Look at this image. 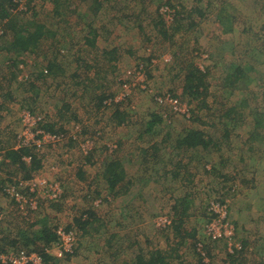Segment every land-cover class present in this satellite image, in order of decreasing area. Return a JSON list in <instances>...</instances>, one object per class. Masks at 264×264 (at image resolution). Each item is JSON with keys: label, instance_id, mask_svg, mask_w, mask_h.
Listing matches in <instances>:
<instances>
[{"label": "rangeland", "instance_id": "obj_1", "mask_svg": "<svg viewBox=\"0 0 264 264\" xmlns=\"http://www.w3.org/2000/svg\"><path fill=\"white\" fill-rule=\"evenodd\" d=\"M70 1L69 7L74 2L79 3L78 0ZM99 1L102 5L101 10L97 14L83 15L82 21L75 14L71 19L72 28H70V22L65 21L66 17L62 18L65 22L61 23L58 17L52 16L54 10L52 0H20V7L23 8L29 4L33 7V11L24 15L19 14L21 16L16 18L17 20L15 18L11 20L14 23L16 21L15 25L21 24L29 21L32 13L35 12L41 23L59 27V37L57 36L56 40L62 42V45L65 46L68 43L78 47L74 48L72 53L79 51L81 46L77 44L81 42L84 25H87L90 29L97 30L100 35L96 49L98 52L113 49L117 51L114 74L103 83L97 79L90 82L70 77L74 83H82L81 81L84 83L73 85L69 81L68 85L61 89H54L53 86L48 90L42 86V89L31 94L32 99H36L35 103L31 102V108L36 110L33 114L45 115L47 120L59 122L60 125L68 127L69 134L74 131L73 127L78 125L74 122L75 120H72L73 116L86 123L91 130L98 126L95 121L99 120L103 129H107L104 137L98 140V163L95 167H85L87 175L94 179L98 171H101L107 153L116 154L125 160L126 181L132 184L129 193L120 197L119 200L112 201L111 204L104 203L105 205L99 209L94 208L96 204L91 205V210L97 212L101 221V226L100 222L95 225L99 228L97 233L91 232V240L78 237L77 241L82 244L81 250L77 251L80 255L75 257L73 262L61 259L57 264H131L139 251L143 253L152 250L165 251L173 239L168 231L164 232L163 229L156 227V221L161 214H171L173 211L171 207L174 205L181 206L182 201L192 196L189 191L195 195L192 196V203L187 209L193 203L200 205L202 200L205 205L210 204L221 196L225 201L223 204L226 209H229L232 203L237 205V208L241 210L238 216L242 218L246 228L244 235L247 237L244 239L248 245L240 254L238 251L232 255L235 256V264H250L251 255L257 256L259 252L261 254L264 252L262 251L264 250V9L261 8V10L258 5L256 6L253 0ZM164 1L180 4L183 7L181 16L183 13L190 15L181 23L183 27L180 31L169 30L171 39H164L163 35L157 31L159 28L156 30L154 27L156 23L158 24L160 17L165 21V17L159 15V7ZM87 3L90 8L91 5L93 7L96 5L95 1ZM205 9H207V17L204 16L198 27H189L192 20L197 21V13ZM195 10H198L197 13ZM46 15L48 17H45ZM225 15L227 21H221L220 19H223ZM224 22L226 27L221 25ZM166 24L169 23L166 22ZM231 24L233 27L237 25V29L232 30ZM242 29H245L246 33H243ZM42 50L43 53L38 54V58L35 54L25 58L26 63L33 65L38 61L41 64L45 56L50 55L47 48L43 47ZM88 51L89 54L80 53V55L91 63L92 60L97 61L100 58L99 53L94 52L93 49ZM69 54H64L62 62H69L70 65L75 57L68 61ZM209 55H212L210 62L207 61ZM6 60L0 59V83L4 86L3 90L8 93L7 97L1 96L0 93V148L3 145H7L8 148L15 146L14 138L15 136L17 138L23 130L21 117L25 111L23 96L20 93L21 87L17 84L11 85L8 81L9 75L7 78L3 76ZM237 61L243 66L252 68L253 71L249 72L252 81L249 84L244 82L237 84V89L233 92L230 88V90H223L222 76ZM192 64L202 71L206 70L205 67L209 64L213 67L208 77L211 96L207 105L211 110L210 113L201 111L199 114L208 113L207 117L202 116L205 119H201L203 123H206V126H202L205 134L212 136L216 143H222L221 150L214 151V157L218 163L216 167L225 180L221 179V176H211L203 172L199 174L201 179L199 176L192 181L190 177L185 179L184 172L187 171L189 175L198 171L205 163V155L200 151L195 153L192 150L185 152L183 149H174L172 141L182 137L183 131L190 126L189 122L184 117L170 113L167 108L159 107L153 98L154 95L171 92L170 94L187 105L190 113L194 112L198 102H189L182 91L184 74L188 66ZM137 66L143 68L146 90H141L138 84H135L129 85L126 92H123L119 87L120 79L124 77L125 72L133 71V68ZM29 72L30 70L26 68L25 75L27 76ZM102 92L111 93L117 98L122 94L127 95V107L118 108V111L126 116L124 124L117 125L109 121V117L115 110L113 107L102 115H100L102 112L96 111L95 100ZM243 100L248 102L245 107H241L240 104ZM220 104L223 105L222 108L236 106L237 112L243 111V119L249 118L246 120L247 123H251L253 121L251 119L255 118L260 120L262 129L260 128L256 138L251 140L250 127L242 126L239 129L236 124L237 128L234 127L235 131L231 130L230 140L225 143L226 140L224 141L221 137L222 131L209 126V123H215L212 122V118L216 116L214 110ZM56 109L64 111L63 120L58 118V114L56 117ZM154 113L158 114L161 120L160 132L154 131V136H139L138 134L142 132L136 127L139 125L144 129L145 122ZM218 115L220 117L222 114ZM101 118H103L102 121ZM230 123L231 119H228L227 128H230ZM165 139L168 142H165ZM78 140L82 138H77L73 145L70 143L67 145L62 141L55 147L46 146L37 151V157L41 160V169L33 173L32 179L35 180L29 184H35L37 187L39 180L47 179L49 181L46 183H50L49 185L58 183L62 196L58 202H49V204L46 199H38L36 209L39 204L42 205L40 212L37 216L30 217L27 222L17 221L12 201L0 198L3 220L6 219L3 228H0V238L29 230V226H32L37 218L51 227L54 225L66 227L70 220L78 215V211L88 206L83 199V192L80 191V184L74 180V176L68 174V172L74 173L86 151L84 144L81 143V145ZM169 141L172 142L171 147L168 144ZM155 143L158 145L161 143L156 156L146 157L148 162H142L140 156L143 150H150ZM106 144L107 148L113 146L117 151L110 153L106 150ZM2 154L0 152V180L10 182L20 179L22 174L19 173L16 179L13 175L17 172L13 171L9 163L7 164L8 161L4 162L5 160L2 159L4 154ZM219 163L222 165L220 166ZM155 168H158V171H155ZM177 169L181 172L179 181L174 180L171 175V171ZM212 186L219 193L217 196L210 195ZM100 195L108 198V188L103 186ZM208 195L213 198L210 199ZM52 204L57 205L54 207V205L51 206ZM227 213H229L227 219H230L232 223L233 212L229 209ZM198 221V218H190L187 221V230L196 228L200 231L201 228H205L200 227ZM36 229L33 228V230ZM235 230L237 239L234 243H237V240L240 241L243 238H240L241 232L236 227ZM189 243L191 240H188L182 250L178 251L180 257L177 260H184L186 264H190L194 259H200L196 257L197 253L189 246ZM222 246L218 245L219 251H210L213 256L210 264H229V259L224 254L231 255L230 251L233 249L228 250V246ZM87 251L88 255L85 254Z\"/></svg>", "mask_w": 264, "mask_h": 264}, {"label": "trees", "instance_id": "obj_2", "mask_svg": "<svg viewBox=\"0 0 264 264\" xmlns=\"http://www.w3.org/2000/svg\"><path fill=\"white\" fill-rule=\"evenodd\" d=\"M17 1H19L18 4L15 3L14 0H0V59H7L6 64L4 65L5 68H3V76H5L4 78H7V75H9L8 78H10L8 81L11 82V85L17 84L19 85V87H21L20 93L23 96L22 98L24 100L23 104L25 107V111H28L30 113H34L36 111L31 108V102L35 103L36 101V99H32L31 94H33V92H37L39 89H42V86L45 89L47 88V90L53 86L54 89H61L65 85H68L69 81L72 82L73 85H78L84 83L83 81L91 82L95 81L96 79L97 81H102L103 83L109 78V76L114 74V64L117 61V51L116 49L103 50L100 52L96 50L98 47V39L100 38L97 30L90 29V26L84 25V33L83 35L81 34V42L79 41V43L77 44L81 47L79 48V51L76 50L75 53H72L71 51L74 48L78 47H74L72 44L68 43L65 46L62 45V42L56 40L57 36L59 37V27H52L50 25L41 23L40 18L37 17L35 12L32 13V18L29 21L15 25L16 21L15 23L12 22V18H15V20H17L16 18H19V16L33 11V7L29 4L25 5V7L21 9H17L18 5L21 4L20 0ZM78 1V4H75L74 2V4H71V6L69 7V3L71 2L70 0H52V3L54 5L52 16L58 17L61 23L65 21H67V23L70 22V28H72L71 19L75 14L78 16V19L82 21L83 15L85 16L89 13L97 14L102 7L99 0ZM88 1H95L96 5L94 7L93 5H91L90 8L88 7ZM253 2L256 6L258 5L260 9H264V0H253ZM162 7H166L167 9L172 11L173 19L170 24H166V22L163 21V18L161 19V15L159 13L160 19L158 20V24L156 23L154 27L155 29L159 28L158 30H156L160 32L161 35H163L164 39H168L170 38L169 30L171 29V31L174 32L180 31L183 27V24L181 23L189 18L190 15H185L183 13L181 16V9L183 7H181V5L178 3L164 1L159 9ZM78 9L81 10L78 11ZM195 11L197 13L198 10ZM206 11L207 9L200 10L199 13H197V21L195 19L194 21L192 20L189 23V27H198L199 22L205 18L204 16L207 17ZM45 17H48V15H46ZM65 17V21H63L62 18ZM220 20L227 21V16H223V19ZM225 22L221 23V25L224 26ZM231 26L232 30H234V28L237 29V25H234L233 27V24H231ZM242 32L246 33V30L242 29ZM43 47L49 50L50 55L48 57L46 55L41 64H39L37 61L33 65H28L25 61V58L29 57L31 54H35L38 58V54H41V52L43 53ZM89 49H93L94 52L99 53L100 58L97 61L92 60L91 63L88 59L84 58L83 55H80V53L89 54ZM65 53H70L68 61L70 59L73 60L75 57L73 62L71 61L70 65L69 62H62ZM211 56L212 55H209L207 57L208 62H210ZM13 60L16 61L13 62ZM210 64L207 65L205 67L206 70L203 69V71L199 70L197 67H194L193 64L189 65L184 74L182 85L183 95L189 99V102L194 103L196 101L198 102V104L196 106V110L194 112H191L186 118L190 126L183 131L182 137H180L176 141H172L174 142V149H183L185 152L192 150L195 153H198L200 151L205 155V163L198 171L196 170L189 175L187 171L184 172L186 176L185 179H188L190 177L191 181L195 177H198L200 172L209 174L211 176H221V179L225 180V177L221 173H219L216 167L218 166V163H216L217 159L216 157H214V151L221 150L222 143H216L212 136L205 134V130L203 127L206 126V123H203L204 121L201 120L205 119L202 116L207 117L208 113H210L211 110V108H208L207 105V101L211 96L209 93L208 77L213 69ZM26 68L28 69V71L30 70L27 76L25 75ZM252 71L253 70L251 67H248L247 65L243 66L238 61L237 63H233L229 71L224 72V75L222 76V89L224 90L230 88L232 89L231 92H233V90L237 89V84L243 82L249 84L252 81V77L249 76V72ZM70 77L75 80L81 79L83 81H81L82 83H74L73 81H71ZM3 88L4 86L0 83L1 96L7 97L8 93H6L7 91H4ZM22 90L23 92H21ZM114 99L115 97L111 93L106 94L105 92H102L101 95H97L95 100L96 111L102 112L100 114L102 115L106 110L111 109V107L115 108L114 112H112V115L109 117V121L111 123L121 125L126 122V116L124 114L122 115L118 111V108H122L124 106L127 107L126 104L128 102V98L126 96L123 101L119 102H115ZM247 103V101L243 100V102H240L241 107H245ZM220 105L217 109L214 110L216 116L212 118V122L215 123H209V126L222 131L221 137L224 139V141L226 140L225 143L230 140L231 130L234 129L235 131V128H237L236 124H238L239 129H241L242 126L250 127L251 140H254L256 138V135H258L257 133H259L262 129V122L260 120L255 118L251 119L253 120L251 123H247L246 120H249V118L243 119V111L241 113L237 112L236 106L230 105L222 108L223 105ZM67 111L69 110L67 109ZM201 111L209 112L202 115L199 114ZM57 114L59 119H64V111L57 110L56 117ZM218 114L222 115L218 117ZM39 117H41V128L51 135L62 137L63 143H67V145H69L70 143V145H73L75 141H77V138L80 139L81 137L82 140H78L80 144L88 142L91 145L90 149L82 155V162L77 166L74 173L68 172V174L74 176V180L80 184V191L83 192V199L88 205L85 209L77 212L78 215L73 217L72 224L66 225V227H64L65 232L72 231L75 235L76 244L73 249L74 252L64 259V261L68 260L70 262H73L74 259H76L75 257L80 255V253H78L77 251H80L82 248L81 242L77 241L78 237L90 238L89 240H91V232L97 233V230L99 229L98 227H95L96 223L100 222L101 226V221L98 218V214L97 212H93L91 210V205L96 204L94 208L97 207V209H99L106 203L111 204L110 202L119 200L120 197L122 198V196H124L126 193H129V188L132 184L129 181H126L124 167L125 160H123L119 155L116 154L112 155L107 153L101 171H98L97 176L99 175V177L96 176L93 177L94 179H91L90 176L87 175V170L85 167H95L98 163V140L104 137L107 129H103V125H101L99 120L95 121V124H98V126L94 127L91 130V128H89L86 123L78 120L75 116H73L72 120H75L74 122L78 125L74 126V131L69 134V130L67 129L68 127L60 125L59 122L55 120H47L45 115H39ZM102 119L103 118H101L100 120L102 121ZM228 119H231L230 128H227ZM160 124L161 120L159 118V115L154 113L149 117V120L145 122L144 129L139 125L136 127V129L138 128L137 130H140L142 132L138 135L143 137L154 136V131L160 132ZM232 124H234L235 126H231ZM15 139L17 140V138ZM165 142H168V140L165 139ZM172 142L169 141L168 143L170 147V144ZM160 144L158 145L155 143L150 150L144 149L142 155L140 156V160L144 163H147L148 161L146 160V157L150 158L156 156ZM106 150H109L110 153L117 151V149H115L113 146L108 147ZM0 152L4 154H2V159L5 160L4 162L8 161L7 164L9 163V165L13 167V171L17 172V174L13 176L17 179V175L19 173L22 174L21 178H18V180L15 181L11 180L10 182H5L0 180V198H7L4 195L3 189L6 186L19 187L20 182L30 180L33 177V173L41 169V160L37 157V153L39 151L37 152V149L35 147L30 146L15 149L13 147L8 148L7 145H3V147L0 148ZM27 158H29L28 162L26 161ZM219 165L221 166L222 164L219 163ZM154 170L158 171V168H155ZM171 172L172 178L174 180L179 181L181 179V172L179 169ZM199 178L201 179V176H199ZM103 186H105V188H108V198H103L101 197V195L99 196L100 190L101 188H103ZM210 192H212L210 195L214 194V196H217V194H219L217 193L214 186L211 187ZM19 193L22 195L24 194L25 196L28 195V192L26 190H23L22 188H19ZM189 193L192 194V196L195 195L190 191ZM210 195H208V197L212 199L213 197H210ZM192 196H189L186 198V200L182 201L181 206L178 204V207L176 204L171 207L173 210L171 214L166 213L159 215L160 217L165 216L170 221V225L167 228L163 229L164 232L168 231L169 235H171V238L173 239L168 244L167 249L165 251L152 250L147 253L139 251L138 254L134 256V260L131 264H184L186 261L184 262V260H177L180 257V253L178 254V251L182 250L188 240H191L189 246H191V248L196 251V257L200 258L198 260L194 259L190 264H210L213 260V256L210 251H219L218 245L227 246V244L223 240L211 241L205 238V228H201L199 231L196 228L187 230L186 227L187 221H189L190 218H198L200 227H206L210 223H212L213 219L216 218V216L211 211L210 204L224 205L223 203H225V201L223 200V196L211 201L210 204L206 203V205L203 200L199 203L200 205H196L193 203L190 208L187 209L190 203H192ZM49 202H58V200L48 201L47 204H49ZM233 202L235 201L233 200ZM13 204L15 205L14 207H16V212L18 214L17 205L15 203ZM53 205L55 207L57 204H52L51 206ZM41 206L42 205L39 204L36 211H30L29 214L31 215L29 216V218L37 216L40 212ZM228 208L230 209V212H233L232 223L235 225L234 227H236L241 232L240 238H243L240 241L237 240V243L239 245L238 254H240L242 250H246L248 245L247 241L244 239L247 237L244 235L246 234V230H244L246 228L242 222V218L238 216V214L241 213V210L237 208V205L235 203H232V206H229ZM229 209H227V211H229ZM56 227V225H54V227H51L45 221L42 222L37 218L33 225L29 226V230L23 231L14 236L6 235L3 239L0 238V254L8 252L15 253L18 251L36 252L41 256L42 264H57L61 260L56 259L50 253H46V251H50V249L52 250V248L57 243V236L55 233ZM33 228L37 229L33 230ZM199 246H201L200 251H204L205 253L206 261H204V258H202L199 252H197ZM221 250L222 249H220V251ZM84 251H86L85 248ZM223 251H226V249H223ZM234 251L237 250L234 249ZM224 255L227 259H229V264H235L236 259L234 255H228L227 253H225ZM251 256L252 262L250 264H264V252L263 254L259 252L257 256ZM171 259H173V261Z\"/></svg>", "mask_w": 264, "mask_h": 264}, {"label": "built area", "instance_id": "obj_3", "mask_svg": "<svg viewBox=\"0 0 264 264\" xmlns=\"http://www.w3.org/2000/svg\"><path fill=\"white\" fill-rule=\"evenodd\" d=\"M18 4L19 1L14 0ZM20 4L17 9H21ZM160 15L165 17V21L170 24L173 19L172 11L166 7L159 9ZM133 71L125 72L124 77L120 79V87L123 92H126V89L129 85L138 84L141 90H146V81L141 66L133 68ZM127 95L122 94L119 97H115L114 101L119 102L123 101ZM154 101L159 107L167 108L170 113L187 118L190 114V111L187 105L181 102L177 97L170 93H162L154 95ZM22 123L23 130L21 134L17 137L16 148L20 147H35L37 151L44 149L46 146L55 147L59 145L63 139L60 136L51 135L50 133L45 132L41 128V117L24 111L22 114ZM86 149L85 153L90 149L91 145L88 142H85L83 145ZM29 161V158L26 159ZM19 188L26 190L28 195H22L19 193ZM4 195L10 201L14 202L17 205V210L19 216L30 220L29 214L30 211H36V204L38 199H46L48 201L59 200L62 196L61 189L58 183L53 185L46 184L45 182L38 183L37 187L35 184L30 185L29 183L20 182L19 187L6 186L4 189ZM211 211L216 216L213 219V222L205 227L204 235L207 239L211 241L223 240L227 243L228 249L232 248L239 249V245L235 244V229L233 225L227 220V209L225 205L212 204ZM3 210L0 206V222L3 221ZM156 227L158 229H165L170 225V221L165 216H161L156 221ZM56 236L57 243L46 253L52 254L56 259L61 260L65 259L68 255L73 254V249L76 244V239L74 232L68 231L65 232L64 227H56ZM201 246L197 249L204 261H206L204 251H200ZM0 264H42V258L36 252H8L0 254Z\"/></svg>", "mask_w": 264, "mask_h": 264}, {"label": "crops", "instance_id": "obj_4", "mask_svg": "<svg viewBox=\"0 0 264 264\" xmlns=\"http://www.w3.org/2000/svg\"><path fill=\"white\" fill-rule=\"evenodd\" d=\"M80 10H81V9H78V11H80ZM15 138H16V136H15ZM15 138H14V140H15V142H14V143H15V146H13V148L16 149V139H15ZM26 161H27V160H26ZM33 180H35V179H32V178H31L30 180H25L24 183H29V182H31V181H33ZM21 181H22V179H21ZM48 181H49V180H47V179H41V180H39V182H45V183L48 182ZM22 182H23V181H22ZM46 184H47V183H46ZM49 184H50V183H49ZM13 203H14V202H12V206H15ZM14 208H15V211H14L15 213H14V214H15V216H16L15 218L17 219V221H19V222H27L26 219H24L23 217H21V216H19V215L17 214V212H16V207H14ZM14 208H13V210H14ZM72 219H73V218H72ZM72 219L70 220V222L68 223V225H69V224H72ZM4 223H6V219H4L3 221L0 222V228L3 226ZM9 227H10V226H8V228H9ZM2 228H3V227H2ZM85 254L88 255L89 252H87V253H85Z\"/></svg>", "mask_w": 264, "mask_h": 264}, {"label": "clouds", "instance_id": "obj_5", "mask_svg": "<svg viewBox=\"0 0 264 264\" xmlns=\"http://www.w3.org/2000/svg\"><path fill=\"white\" fill-rule=\"evenodd\" d=\"M228 215H229V213H227V216H228ZM227 220L231 223V220H230V219H227ZM231 224H232V223H231ZM232 225H233V224H232ZM233 227H234V225H233ZM234 229H235V227H234ZM235 232H236V230H235ZM235 236H236V235H235ZM205 238H206V237H205ZM226 244H227V243H226ZM235 244H238V243H235ZM232 249H233V251H230L231 255H232L234 252H238V250H239V249H237V248H235V247L232 248ZM232 249H231V250H232ZM234 249H236L237 251H234ZM228 250H229V249H228Z\"/></svg>", "mask_w": 264, "mask_h": 264}]
</instances>
